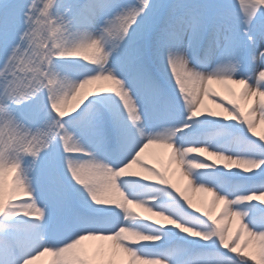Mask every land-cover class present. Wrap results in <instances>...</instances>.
I'll list each match as a JSON object with an SVG mask.
<instances>
[{"label":"snow or ice","instance_id":"1","mask_svg":"<svg viewBox=\"0 0 264 264\" xmlns=\"http://www.w3.org/2000/svg\"><path fill=\"white\" fill-rule=\"evenodd\" d=\"M257 122L264 0H0V264H264Z\"/></svg>","mask_w":264,"mask_h":264},{"label":"rangeland","instance_id":"2","mask_svg":"<svg viewBox=\"0 0 264 264\" xmlns=\"http://www.w3.org/2000/svg\"><path fill=\"white\" fill-rule=\"evenodd\" d=\"M91 87H95V85L91 86ZM213 87L217 88V90H220L222 93H223V88L222 86L220 85H213ZM214 107V106H213ZM256 132H257V135H264V123H261V122H257L256 123ZM149 152L147 153V155L149 156L150 160L156 164L157 167H160L162 169H166V163L168 162L167 161V154L170 153L171 150H168L165 152V149H160V148H157L154 150V147L149 149L148 150ZM161 153H165L164 155V158H163V161L160 162V161H157L154 157L161 154ZM205 156H207V154L205 153L204 154ZM211 159L215 160L216 158L215 157H212ZM217 163H226L224 161H217ZM137 170V169H136ZM139 170V169H138ZM178 177H170V179L172 180L173 183H176L178 184V186H180L181 188H183L187 183L184 182L183 178L177 174ZM193 202L195 204H197V206H202V207H207L208 203L210 202L211 200V197L208 195V194H205V193H199L196 197H193ZM203 201V203H202ZM222 208V205H217L216 206V209L213 211V215H217L220 211V209ZM136 211L138 212H141L142 215H147V213H144L142 209H136ZM237 226V222L235 220H233L232 222V228L233 230H235ZM89 242V241H88ZM88 242H83V245L85 247H89L90 248V245L93 244H97L99 242H94V243H90V245L88 244ZM250 252H255L256 251V245L255 244H252L249 246V249H248ZM44 258V259H43ZM50 260H51V257L48 256V255H45L44 257H41L38 261L35 262V264H50Z\"/></svg>","mask_w":264,"mask_h":264},{"label":"bare ground","instance_id":"3","mask_svg":"<svg viewBox=\"0 0 264 264\" xmlns=\"http://www.w3.org/2000/svg\"><path fill=\"white\" fill-rule=\"evenodd\" d=\"M155 149H157V147H155L154 146V150ZM164 150V149H163ZM166 151H168V150H165V152ZM149 152V151H148ZM147 152V153H148ZM147 153L145 154L146 155V157L148 158V159H150L149 158V156L147 155ZM166 169L168 170V173H169V175H170V177L172 178V177H178L177 176V174H179L182 178H183V180H184V182H186L187 183V180H186V178H184L181 174H180V172H179V170L177 169V166H176V164L175 163H172L171 165H169L168 164V162L166 163ZM137 171H139L138 169H137ZM199 193H189V195L193 198V197H196L197 195H198ZM86 242H88V241H86ZM90 243H94L95 241H89ZM88 242V244L90 245V243ZM91 246H93V244H91L90 245V247ZM44 259V258H43Z\"/></svg>","mask_w":264,"mask_h":264}]
</instances>
